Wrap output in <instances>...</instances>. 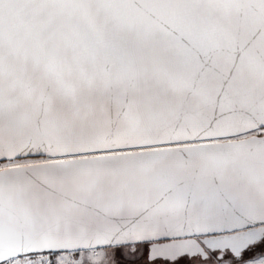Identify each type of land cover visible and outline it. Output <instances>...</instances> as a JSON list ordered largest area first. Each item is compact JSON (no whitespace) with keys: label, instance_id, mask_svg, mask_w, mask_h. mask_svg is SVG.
Listing matches in <instances>:
<instances>
[{"label":"snow or ice","instance_id":"6c2138e0","mask_svg":"<svg viewBox=\"0 0 264 264\" xmlns=\"http://www.w3.org/2000/svg\"><path fill=\"white\" fill-rule=\"evenodd\" d=\"M0 264H264V0H0Z\"/></svg>","mask_w":264,"mask_h":264}]
</instances>
